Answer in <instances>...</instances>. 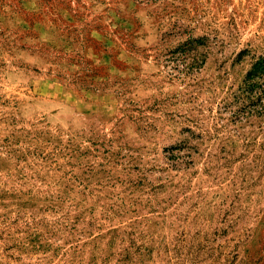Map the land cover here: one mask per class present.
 I'll list each match as a JSON object with an SVG mask.
<instances>
[{"label": "rangeland", "instance_id": "374dc122", "mask_svg": "<svg viewBox=\"0 0 264 264\" xmlns=\"http://www.w3.org/2000/svg\"><path fill=\"white\" fill-rule=\"evenodd\" d=\"M263 54L264 0H0V264H264Z\"/></svg>", "mask_w": 264, "mask_h": 264}, {"label": "trees", "instance_id": "16d2710c", "mask_svg": "<svg viewBox=\"0 0 264 264\" xmlns=\"http://www.w3.org/2000/svg\"><path fill=\"white\" fill-rule=\"evenodd\" d=\"M240 111L248 115H264V54L254 58L238 90Z\"/></svg>", "mask_w": 264, "mask_h": 264}]
</instances>
